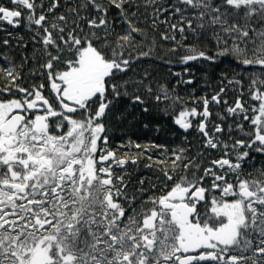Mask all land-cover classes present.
Masks as SVG:
<instances>
[{
  "label": "snow or ice",
  "instance_id": "6c2138e0",
  "mask_svg": "<svg viewBox=\"0 0 264 264\" xmlns=\"http://www.w3.org/2000/svg\"><path fill=\"white\" fill-rule=\"evenodd\" d=\"M133 3L82 0L69 8L74 14L71 21L55 15L59 0H50L46 10L44 0L0 4V22L13 28L23 24L42 46L37 52L42 51L45 63L39 67L47 76V84L29 89L17 82L21 76L16 66L0 69L5 81L0 87V96L5 97L0 99V264H264V170L256 177L245 176L241 162L249 153L238 151L264 152V0H177V5L185 6L175 7L182 22L190 30L193 21L202 30L211 28L218 49L208 56L188 48L181 63L232 56L245 68L259 69L252 73L249 88L250 100L257 103L246 108L238 97L234 107H227L230 115L250 122L251 131L246 133L250 140H236L231 146L234 162L229 145L206 130L207 98L203 111L182 107L176 114L173 104L169 114L185 132L193 127V119L203 117L198 131L207 138L205 148L222 145L223 156L199 175L200 164L186 157L185 149L174 150L171 171L163 170L166 181L173 182L170 190L142 201L151 208L126 215L123 202L132 207L136 197L129 198L124 175H117L115 168L123 169L129 160L135 165L136 157L144 153L118 156L108 147L105 119L114 98L128 95V81L118 85L117 76L134 60L151 54L150 49L133 57L128 51L136 47L132 34L141 33L127 19ZM113 8L128 24L115 40L108 21ZM189 9L194 13L191 19L183 16ZM88 10L92 15H81ZM179 31L183 34L185 29ZM161 91L158 103L171 99L166 89ZM224 91L221 88L211 101L219 104ZM131 99L133 104L145 103L140 95ZM238 127L243 131V125ZM222 131L217 124L215 133ZM131 146L130 142L120 147ZM139 191L143 193V187Z\"/></svg>",
  "mask_w": 264,
  "mask_h": 264
},
{
  "label": "trees",
  "instance_id": "16d2710c",
  "mask_svg": "<svg viewBox=\"0 0 264 264\" xmlns=\"http://www.w3.org/2000/svg\"><path fill=\"white\" fill-rule=\"evenodd\" d=\"M81 3L82 0H73L71 8L78 7ZM176 6L185 7L177 5V0H134L133 5L128 8L127 19L141 29L139 35L132 34L136 47H129L128 51L132 52L133 57L139 51L148 52L150 49L151 54L149 57L134 60L126 73L117 76L118 85L128 81L125 86L128 95L114 98L113 103L115 111L117 107H121L118 113H114V118L116 124L119 117L120 131L123 135H174L176 130L173 116L169 114L173 104L176 114L182 107L197 108L200 100L198 88L200 84L203 85V98H211L224 88L225 91L219 97L220 101L237 100L238 97L243 100L250 99L252 73L259 72L258 68H245L232 56L218 57L215 62L203 59L190 61L188 64L180 62V57L188 48H195L198 52L203 51L208 56H214L218 49L213 30L211 28L202 30L196 26L195 21L192 25L194 30H190L187 23L182 22L181 14L175 12ZM132 12L136 15L132 16ZM118 13L119 10L113 8L108 14L109 26L115 29L112 40H115L117 35H123L128 29L125 18ZM59 14L68 16L70 21L74 17V14L69 12V8ZM81 15H92V13L91 10L82 11ZM192 15L194 13L191 9L183 13L188 19H191ZM173 24L178 27L173 29ZM180 27L185 29L183 34L179 31ZM164 36L168 39H164ZM41 47L39 44L38 49ZM172 49L176 51L173 52ZM27 51L31 54L27 55V63L30 61L45 63L44 56H41L42 51L37 52V49H27ZM41 57L43 59H39ZM189 80L192 83H187ZM229 81H240V83H229ZM162 87L167 90L171 99L162 98L158 103L156 96H162ZM124 90L120 88L121 93ZM135 95H140L145 103L133 104L131 97ZM116 104L119 106H115ZM145 107L148 109L147 112L144 111ZM221 128L223 131L220 135H227L229 127L225 120ZM185 146L188 148L189 145Z\"/></svg>",
  "mask_w": 264,
  "mask_h": 264
},
{
  "label": "flooded vegetation",
  "instance_id": "af4514ba",
  "mask_svg": "<svg viewBox=\"0 0 264 264\" xmlns=\"http://www.w3.org/2000/svg\"><path fill=\"white\" fill-rule=\"evenodd\" d=\"M50 3V0H44L45 10ZM0 4L4 6L11 7L10 0H0ZM73 0H59V7L55 10V15H60L64 9L71 8ZM51 19V14H50ZM33 33L25 30L23 24L18 28H13L6 22H0V69L16 66V70L20 72L21 79L17 81L22 87L31 89L33 84H39L44 82L47 84V76L41 75V69L39 65L41 62L30 61L27 63V55H31L27 49H38L37 43L32 40ZM4 40H8V44L3 43ZM37 48H34L36 47ZM41 56H43L41 54ZM7 57L11 60V64L8 63ZM45 58V57H44ZM39 59H43L42 57ZM202 71V70H201ZM35 73V75H33ZM4 78L2 73H0V87L4 86ZM199 95L200 100L198 102L197 110L203 111V85L200 84ZM47 95V91L45 92ZM215 95V94H214ZM213 96V95H212ZM5 97L0 96V99ZM210 103L208 105L210 115L206 121V130L210 135H215L219 137L220 141L227 143L229 145L228 151L232 152L230 157L235 162V152L232 150V145L235 144L236 140L249 141L250 137L246 133L251 131V125L249 121H245L243 116H233L227 112V107H234L236 100H229L227 104L224 101H220L217 104L211 101V98H207ZM243 100V99H242ZM245 101V107L248 108L251 104H256L257 102L251 101L250 99ZM133 103V102H132ZM139 105V104H137ZM115 106H119L116 104ZM115 111L113 106L105 119V124L108 128L107 135L109 137L108 147L110 149L116 150L117 155L121 156L124 153H129L136 156L137 153L143 152L144 154L136 157L137 163L134 165L129 162L124 166V168H115L117 175H124V180L127 183L126 192L131 199L133 196L136 197L132 207H129L127 201H124V207L128 210L126 215H132L133 209L137 212L140 211L142 207L151 208V204H143L142 201L147 200L148 197L156 195L159 196L163 192L170 190L172 181H166L163 175V170L168 169L171 171V160L174 159L173 151L180 148L185 149L184 155L189 159L195 160L197 164H200L199 175H203V169L210 166V162L214 159H219L223 156L224 149L221 145L218 149L205 148L206 137L198 131V124L203 119V117H197L192 120L193 127L187 132L180 129L175 123L174 135H123L120 131L121 125L119 124V117L117 118V123L115 124L114 113H118L121 107H117ZM249 116L252 115L251 112L248 113ZM223 117L221 119L220 117ZM117 117V116H116ZM227 122L229 131L227 135H220V133H215V126L219 124L222 126L223 121ZM238 125H243V131L240 130ZM231 129V130H230ZM54 131V129H53ZM131 142V147H123L121 145H128ZM172 142V144H171ZM135 144H140L142 148H136ZM154 145H160L161 147H152ZM185 145H189L188 148ZM194 145V147H193ZM148 148V151H144ZM238 151H248L249 155L241 162L242 169L247 176L248 173H252L253 177L258 176L260 170H264V152H257L253 149L240 148ZM151 157V159H149ZM157 161H165V163H157ZM187 163V160L185 161ZM151 164L152 167H146V165ZM126 169V174H125ZM192 169L191 171H194ZM191 171L189 172V177L191 178ZM178 175L176 179H179V174H183V169L177 170ZM243 178V177H242ZM143 180V185L140 181ZM165 183L168 184V188H165ZM209 181H205L207 185ZM143 187L144 191L141 193L139 189ZM239 255V253H236ZM251 255L252 253H246Z\"/></svg>",
  "mask_w": 264,
  "mask_h": 264
}]
</instances>
